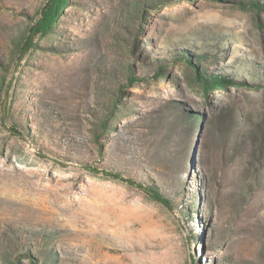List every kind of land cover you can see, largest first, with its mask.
<instances>
[{
	"label": "rangeland",
	"instance_id": "1",
	"mask_svg": "<svg viewBox=\"0 0 264 264\" xmlns=\"http://www.w3.org/2000/svg\"><path fill=\"white\" fill-rule=\"evenodd\" d=\"M71 1L21 58L48 0H0V264H30L28 252L51 264H264V8ZM182 51L260 87L207 97L182 59L153 77ZM121 90L124 109L97 141Z\"/></svg>",
	"mask_w": 264,
	"mask_h": 264
},
{
	"label": "trees",
	"instance_id": "2",
	"mask_svg": "<svg viewBox=\"0 0 264 264\" xmlns=\"http://www.w3.org/2000/svg\"><path fill=\"white\" fill-rule=\"evenodd\" d=\"M71 0H48V2L45 4V6L42 8V10L39 13V18L31 25L28 33L27 38L24 42V45L21 49L22 57L25 56V54L35 47V39L37 37L45 38L49 36H53V34L56 32L57 27L59 25V22L61 20V17L64 15L65 9L70 6ZM140 1H138L139 3ZM146 2H149L150 4H154L152 0H147ZM144 6V3L142 1L140 2V5ZM249 5H243L241 4L242 9H249V8H257V9H263L264 3H259L257 0L250 1L248 3ZM138 12L141 15L140 17L137 15L138 20H142L145 17L146 12L137 6ZM141 9V10H140ZM142 28V27H141ZM136 45V42H135ZM26 52V53H25ZM208 52L201 51L200 53H195L192 51H182V52H176L170 59V61L162 60L156 67L154 78H164L166 71V66L168 65V62H177L179 59L184 60V62L192 68L193 71V79L196 82L197 85H199L207 97L210 92L214 91H224L228 92L230 88L236 87V86H246L251 89L259 88L260 84H256L255 82H248V81H240L238 80L237 76L234 75H222L220 73L214 74L207 72L205 69H201L200 65L201 63L205 62L208 59ZM126 81L129 85H132L134 82L138 80L136 76V72L134 71V67L130 66L126 69V75H125ZM143 80H147L146 78ZM121 94L116 99V101L113 104V110H111L108 114L104 116V119L98 123L99 127L93 129V137L98 141L104 133L110 134L111 128L109 127L110 120L114 116L115 112L119 110H123L124 108H119L118 106L121 105V97L123 90L120 91ZM2 114L4 118L8 117L9 110H6L4 106H2ZM190 117L187 118V121ZM191 120H196L195 124L197 127L200 128V120L199 117L195 116ZM198 120V121H197ZM193 122V125H195ZM103 173L105 171H102ZM106 175L108 177L114 178V179H121L124 180L130 184L140 186V188L144 189L146 192H148L149 196L154 199L155 201L163 204L167 208L172 207L171 201L166 198L162 193L159 192V190L155 187H145L143 185H140L139 183H136L133 179H124L123 175L114 171H107ZM195 199V198H194ZM189 212L188 208L185 209V214ZM30 259V264H51L52 255H48L44 259H39L36 255H33L31 252H28L26 255Z\"/></svg>",
	"mask_w": 264,
	"mask_h": 264
},
{
	"label": "water",
	"instance_id": "3",
	"mask_svg": "<svg viewBox=\"0 0 264 264\" xmlns=\"http://www.w3.org/2000/svg\"><path fill=\"white\" fill-rule=\"evenodd\" d=\"M5 103H6V100H5Z\"/></svg>",
	"mask_w": 264,
	"mask_h": 264
}]
</instances>
